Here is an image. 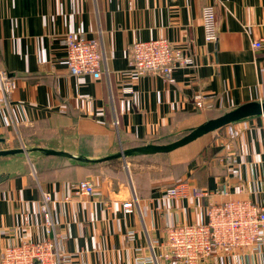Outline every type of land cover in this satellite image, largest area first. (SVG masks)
<instances>
[{"label": "crops", "instance_id": "crops-1", "mask_svg": "<svg viewBox=\"0 0 264 264\" xmlns=\"http://www.w3.org/2000/svg\"><path fill=\"white\" fill-rule=\"evenodd\" d=\"M208 3L216 15L214 41L204 39L201 25ZM68 32L97 38L100 75L68 72ZM262 35L264 0H0V68L11 82L0 92V149L13 148L21 134L37 146L91 159L77 164L33 150L0 158V253L45 235L41 191L52 196L66 264L143 258L178 264L161 257L169 225L204 222L208 206L228 198L264 203V114L168 152L107 157L171 142L235 106L264 100V49L251 46ZM160 36L194 61L174 69L172 81L157 72L136 75L128 66L134 40ZM83 179L94 187L90 196L72 190ZM180 180L207 195H166ZM198 264H264V253L216 249Z\"/></svg>", "mask_w": 264, "mask_h": 264}, {"label": "built area", "instance_id": "built-area-1", "mask_svg": "<svg viewBox=\"0 0 264 264\" xmlns=\"http://www.w3.org/2000/svg\"><path fill=\"white\" fill-rule=\"evenodd\" d=\"M201 25L204 39L214 41L217 38L216 15L212 4L201 8ZM65 63L72 75H100L102 58L99 42L95 37L81 33H66ZM254 49H264V35L251 41ZM194 61L180 48L172 45L163 36L147 40H134L128 46V66L136 75L157 72L168 81H172V72L176 68L193 65ZM11 87L6 70L0 68V92L6 93ZM194 105L202 106L200 96H194ZM227 164L233 162L231 153L224 158ZM77 195L90 196L94 187L89 180L83 179L71 183ZM165 194L176 198H185L190 194L199 197L207 195L204 190H193L185 180H180L165 189ZM66 199H69L66 196ZM52 196L41 191L38 209L42 215L45 235L39 239H22L2 248L0 264H66L68 254L61 250L62 237L56 232L58 219L52 212ZM125 211L132 210V203L123 204ZM162 244L167 248L163 259L178 264H198L210 256L216 249L232 250L250 248L264 253V203L258 204L246 198H228L222 202H213L206 209V220L189 224L169 225ZM139 264H155L154 258L138 260Z\"/></svg>", "mask_w": 264, "mask_h": 264}, {"label": "water", "instance_id": "water-1", "mask_svg": "<svg viewBox=\"0 0 264 264\" xmlns=\"http://www.w3.org/2000/svg\"><path fill=\"white\" fill-rule=\"evenodd\" d=\"M258 114H264V100L244 102L238 106H235L232 109H229L221 113L220 115L216 117L205 120L204 122L198 124L194 128L189 129L181 137L171 142L149 143L145 145L126 148L115 154H111L110 156H107V157L114 158V157L128 156V155H134V154H139V153L140 154L141 153L151 154V153H159V152H168V151H171L179 146H182L194 140L195 138L207 132L219 129L222 126L229 124L233 121H237L242 118H246V117L254 116ZM0 140H2V138H0ZM32 150L39 151L47 155H58V156L76 158V159L91 160L81 155L74 156L65 150L47 148V147H42V146H35L31 148H26V149L22 147L4 148V149H0V155H7V154L18 153V152L27 153L28 151H32Z\"/></svg>", "mask_w": 264, "mask_h": 264}, {"label": "rangeland", "instance_id": "rangeland-1", "mask_svg": "<svg viewBox=\"0 0 264 264\" xmlns=\"http://www.w3.org/2000/svg\"><path fill=\"white\" fill-rule=\"evenodd\" d=\"M215 130H213V131H210V132H208V133H206L205 135H203V136H206V135H209V134H213V132H214ZM186 132H184L183 134H185ZM183 134H177L176 136H175V138L174 139H177V138H179V137H181ZM33 135V134H32ZM202 136V135H201ZM35 146H37V145H35V140H33V139H26V138H23V136H21V134H20V136L19 135H17L16 136V138H14V141H13V143H11L10 144V146L9 147H22V148H24V149H26V148H31V147H35ZM22 152H18V153H13L15 156H20V154H21ZM23 154H24V152H23ZM27 154H28V152H27ZM6 156H8V154L7 155H0V158H6Z\"/></svg>", "mask_w": 264, "mask_h": 264}, {"label": "trees", "instance_id": "trees-1", "mask_svg": "<svg viewBox=\"0 0 264 264\" xmlns=\"http://www.w3.org/2000/svg\"><path fill=\"white\" fill-rule=\"evenodd\" d=\"M188 130H186L185 132H187ZM184 133V132H183ZM182 133V134H183ZM175 140V139H174ZM73 162L74 163H80V164H84V163H87V160H84V159H76V158H73Z\"/></svg>", "mask_w": 264, "mask_h": 264}]
</instances>
